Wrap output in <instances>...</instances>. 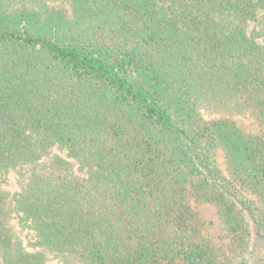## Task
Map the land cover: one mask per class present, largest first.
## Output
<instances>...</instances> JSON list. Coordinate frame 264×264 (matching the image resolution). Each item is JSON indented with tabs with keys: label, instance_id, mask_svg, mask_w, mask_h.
<instances>
[{
	"label": "trees",
	"instance_id": "16d2710c",
	"mask_svg": "<svg viewBox=\"0 0 264 264\" xmlns=\"http://www.w3.org/2000/svg\"><path fill=\"white\" fill-rule=\"evenodd\" d=\"M250 222L264 0H0V264H250Z\"/></svg>",
	"mask_w": 264,
	"mask_h": 264
},
{
	"label": "rangeland",
	"instance_id": "374dc122",
	"mask_svg": "<svg viewBox=\"0 0 264 264\" xmlns=\"http://www.w3.org/2000/svg\"><path fill=\"white\" fill-rule=\"evenodd\" d=\"M235 121L244 131L255 132L257 131L256 125L251 118L246 116L235 117ZM55 150L62 156L66 155L65 150H61L55 147ZM9 188L15 190L17 185L13 175H9ZM193 208L198 212L199 216L204 222V236L213 242H218L219 236L223 234L221 220L219 219L216 211V206L213 202H196L194 199L191 200ZM252 230V245L250 247L249 257L250 264H264V240L256 231L253 223L250 222ZM50 264H63L56 260L50 262Z\"/></svg>",
	"mask_w": 264,
	"mask_h": 264
}]
</instances>
